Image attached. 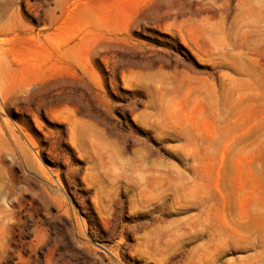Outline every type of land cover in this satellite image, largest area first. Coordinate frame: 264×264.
Segmentation results:
<instances>
[{"label": "rangeland", "instance_id": "rangeland-1", "mask_svg": "<svg viewBox=\"0 0 264 264\" xmlns=\"http://www.w3.org/2000/svg\"><path fill=\"white\" fill-rule=\"evenodd\" d=\"M0 264H264V0H0Z\"/></svg>", "mask_w": 264, "mask_h": 264}]
</instances>
